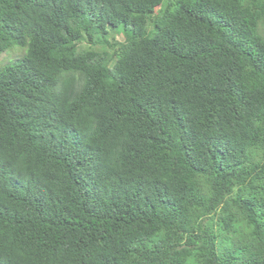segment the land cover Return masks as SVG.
Listing matches in <instances>:
<instances>
[{
  "label": "trees",
  "instance_id": "trees-1",
  "mask_svg": "<svg viewBox=\"0 0 264 264\" xmlns=\"http://www.w3.org/2000/svg\"><path fill=\"white\" fill-rule=\"evenodd\" d=\"M0 264H264V0H0Z\"/></svg>",
  "mask_w": 264,
  "mask_h": 264
},
{
  "label": "rangeland",
  "instance_id": "rangeland-1",
  "mask_svg": "<svg viewBox=\"0 0 264 264\" xmlns=\"http://www.w3.org/2000/svg\"><path fill=\"white\" fill-rule=\"evenodd\" d=\"M116 38H118V40H121V36H117ZM20 53H13V52H9L8 54H2L1 55V60L2 62H6L7 59H14L16 58L17 56H19Z\"/></svg>",
  "mask_w": 264,
  "mask_h": 264
}]
</instances>
